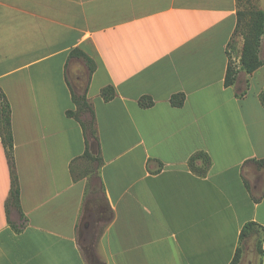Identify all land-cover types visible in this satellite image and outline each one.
Here are the masks:
<instances>
[{
	"label": "crops",
	"instance_id": "1",
	"mask_svg": "<svg viewBox=\"0 0 264 264\" xmlns=\"http://www.w3.org/2000/svg\"><path fill=\"white\" fill-rule=\"evenodd\" d=\"M238 10L237 0H0L20 190V213L7 215L0 137V264H231L237 248V264H264V234L239 239L248 222L264 228V184L256 193L247 171L264 158V65L224 86L242 49ZM74 50L93 60L90 77ZM72 93L94 113L96 161L66 114ZM145 96L151 107L139 106ZM198 152L211 159L203 175L188 165Z\"/></svg>",
	"mask_w": 264,
	"mask_h": 264
},
{
	"label": "trees",
	"instance_id": "2",
	"mask_svg": "<svg viewBox=\"0 0 264 264\" xmlns=\"http://www.w3.org/2000/svg\"><path fill=\"white\" fill-rule=\"evenodd\" d=\"M251 14V22L247 25L243 24V29L241 33L244 35V44L241 49L240 53V65L236 67L229 62L227 66V71L224 79V86L225 87H232L235 86L237 83V77L239 72H244L246 75L252 74L258 68L264 65V61L259 58L260 52V40L262 35L264 34V12L262 10H252ZM243 12L238 10L237 12V26L235 28L233 36L240 32L241 24L243 21ZM246 29V33L244 29ZM71 56L81 58L88 69L89 77L93 73L95 69V64L91 58H89L86 54L81 52L80 50H74L71 53ZM247 83L245 84V88H240L239 86L235 87V97L242 98L245 96L247 92ZM101 96L104 100H109L114 96L113 88L108 86L101 91ZM72 100L76 106L75 111H68L66 114L68 117L74 118L82 127L83 134L85 136L86 142V151L83 155L86 159L97 160L96 157L92 156L88 151V141L87 137L96 139V133L94 128V113L89 105L85 93L82 95H76L72 93ZM259 100L264 107V88L259 94ZM185 101L184 94H175L173 95L169 102L173 107H182ZM153 105V100L145 96L139 100V106L142 108H148ZM88 114V115H87ZM82 118H85L84 120ZM0 137L1 142L3 144V148L5 151V155L9 165L10 171V178H11V190L9 198L6 202V213L9 214L10 208H15L20 213V190H19V183L18 177L16 174L14 157H13V134L11 128V110L10 104L7 100L6 95L0 89ZM201 159L202 164L198 165L196 161ZM255 164L258 169H264V158L255 161ZM189 167L191 170L198 172L199 174L203 175L206 173L208 166L211 165V159L205 152H198L191 156L188 162ZM244 184L246 189L250 192V185L248 181L244 180ZM257 201V199H254ZM10 223V221H9ZM262 232L264 234V228L256 224L255 222H248L246 223L240 232L239 239L240 241L244 240L245 238L251 236L254 232ZM262 239L258 241V252L261 253L262 249ZM240 248H237L235 255L231 264H237L240 258Z\"/></svg>",
	"mask_w": 264,
	"mask_h": 264
},
{
	"label": "rangeland",
	"instance_id": "3",
	"mask_svg": "<svg viewBox=\"0 0 264 264\" xmlns=\"http://www.w3.org/2000/svg\"><path fill=\"white\" fill-rule=\"evenodd\" d=\"M238 1V5H239V10L243 12L244 16H243V21L241 24V28H240V32L236 33L233 36V45L235 46L238 42H241L242 46L244 44V35L241 33L244 25H247L251 22V14L250 12L253 10H262L264 12V0H237ZM246 29H244V32L246 33ZM259 58L261 60L264 59V34L261 37L260 40V52H259ZM80 62L83 63L82 60H80ZM230 62H232L233 65H235L236 67H239V63H240V58H239V62L237 63V57L236 59H231ZM84 64V63H83ZM244 77L243 75L241 76V82L244 81L243 80ZM248 172H251L253 174L256 175V179L258 180V186L255 187V192L259 193V191L262 189V185L264 184V169H257L255 168V166H250L248 167Z\"/></svg>",
	"mask_w": 264,
	"mask_h": 264
}]
</instances>
